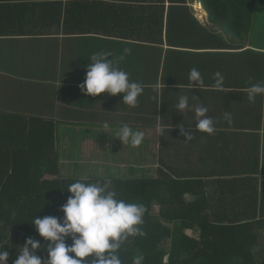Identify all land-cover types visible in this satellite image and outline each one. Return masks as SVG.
Instances as JSON below:
<instances>
[{
  "label": "crops",
  "instance_id": "1",
  "mask_svg": "<svg viewBox=\"0 0 264 264\" xmlns=\"http://www.w3.org/2000/svg\"><path fill=\"white\" fill-rule=\"evenodd\" d=\"M194 5L196 17L212 27L200 4ZM21 30L27 34L0 36V112L17 122L39 118L54 123L61 177L103 178L109 184L117 178L164 176L188 181L184 200L198 203L212 219H264V95L248 100L251 84L264 82V46H253L248 37L232 43L222 36L230 49L206 55L203 49L178 52L165 35L158 44L136 36L65 34L41 23ZM125 48L130 54L124 55ZM100 52L111 53L116 66L143 86L136 107L125 104L123 94L81 92L86 65ZM192 68L199 70L204 86L189 81ZM216 72L224 77L221 88L214 87ZM180 95H187L191 106L208 109L214 134L196 129L194 111L177 112ZM225 113L231 115V124ZM105 122L108 129L102 127ZM124 124L144 132L139 147L114 137ZM181 126L190 129L191 141H186ZM185 232L199 234L197 229ZM8 234L18 239L15 229ZM18 240L17 248L22 247L21 235Z\"/></svg>",
  "mask_w": 264,
  "mask_h": 264
},
{
  "label": "trees",
  "instance_id": "2",
  "mask_svg": "<svg viewBox=\"0 0 264 264\" xmlns=\"http://www.w3.org/2000/svg\"><path fill=\"white\" fill-rule=\"evenodd\" d=\"M196 2L212 27L196 17L192 6ZM258 4L264 7V0H0V36L25 35L21 29L41 23L65 34L136 36L138 41L158 44L165 35L170 46L180 48L178 52L192 48L212 55L213 50L230 49L224 47L227 41L222 36L235 43L249 35ZM18 133L22 136H15ZM0 157V247L9 252L8 264H13L21 235L22 246L29 237L40 240L36 254L46 256L45 241L31 222L36 216L63 218L59 209L70 195L67 188L81 178L61 177L51 121L17 122L0 112ZM47 174L54 178H44ZM109 186L118 198L147 209L141 226L145 235L122 243L118 252L122 264H132L140 253L143 264H264L260 244L264 219L245 223L212 219L198 203L184 200L188 181L164 176L117 178ZM10 228L18 242L15 235L9 236ZM186 228L197 229L198 237L188 235ZM66 243L70 245L71 238Z\"/></svg>",
  "mask_w": 264,
  "mask_h": 264
},
{
  "label": "clouds",
  "instance_id": "3",
  "mask_svg": "<svg viewBox=\"0 0 264 264\" xmlns=\"http://www.w3.org/2000/svg\"><path fill=\"white\" fill-rule=\"evenodd\" d=\"M131 49L125 48L124 55L130 54ZM111 53L100 52L90 57L86 65V75L79 85L82 93L98 96L107 93L110 96L123 94L122 101L130 107H136L138 97L142 95L143 86L130 80L129 74L116 66L110 59ZM124 56H121L122 60ZM214 87L223 86L224 77L220 72L214 74ZM189 81L193 85L204 86V80L198 69L189 72ZM258 95H264V82L251 84L248 88V100L255 102ZM177 112L194 111L196 129L209 135L214 134L215 122L207 116L208 109L203 106H191L187 95H180L175 104ZM224 119L231 124L232 117L225 113ZM103 129H108L105 122ZM162 134L163 130L158 129ZM106 133V132H104ZM181 133L186 141L193 139L188 128ZM144 132L124 124L115 131V138L123 145L139 147L144 140ZM70 195L59 209L63 218L56 216H36L31 222L36 232L45 241L43 252L46 256H38L41 250L40 240L27 238L24 245L19 247L13 264H122L119 249L129 237L144 236L142 229L144 216L147 211L142 203L127 202L118 198L115 190L110 189L107 182H89L82 177L67 188ZM71 238L72 243H66ZM90 258V260H89ZM9 252L0 247V264H7ZM142 253L133 257L132 264H143Z\"/></svg>",
  "mask_w": 264,
  "mask_h": 264
},
{
  "label": "rangeland",
  "instance_id": "4",
  "mask_svg": "<svg viewBox=\"0 0 264 264\" xmlns=\"http://www.w3.org/2000/svg\"><path fill=\"white\" fill-rule=\"evenodd\" d=\"M193 7L194 11L198 12L195 5ZM247 37L253 46H264V7L262 5L258 4L255 7L252 30ZM154 211H157V207L154 208Z\"/></svg>",
  "mask_w": 264,
  "mask_h": 264
},
{
  "label": "bare ground",
  "instance_id": "5",
  "mask_svg": "<svg viewBox=\"0 0 264 264\" xmlns=\"http://www.w3.org/2000/svg\"><path fill=\"white\" fill-rule=\"evenodd\" d=\"M200 14H198L199 18H203L202 16V12H199Z\"/></svg>",
  "mask_w": 264,
  "mask_h": 264
},
{
  "label": "water",
  "instance_id": "6",
  "mask_svg": "<svg viewBox=\"0 0 264 264\" xmlns=\"http://www.w3.org/2000/svg\"><path fill=\"white\" fill-rule=\"evenodd\" d=\"M166 259H168V256L166 257Z\"/></svg>",
  "mask_w": 264,
  "mask_h": 264
},
{
  "label": "built area",
  "instance_id": "7",
  "mask_svg": "<svg viewBox=\"0 0 264 264\" xmlns=\"http://www.w3.org/2000/svg\"><path fill=\"white\" fill-rule=\"evenodd\" d=\"M7 264H8V262H7Z\"/></svg>",
  "mask_w": 264,
  "mask_h": 264
}]
</instances>
